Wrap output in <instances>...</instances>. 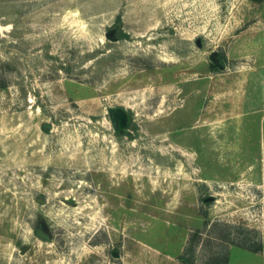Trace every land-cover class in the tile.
<instances>
[{"label":"rangeland","instance_id":"374dc122","mask_svg":"<svg viewBox=\"0 0 264 264\" xmlns=\"http://www.w3.org/2000/svg\"><path fill=\"white\" fill-rule=\"evenodd\" d=\"M182 257L264 264V0H0V264Z\"/></svg>","mask_w":264,"mask_h":264},{"label":"water","instance_id":"95a60500","mask_svg":"<svg viewBox=\"0 0 264 264\" xmlns=\"http://www.w3.org/2000/svg\"><path fill=\"white\" fill-rule=\"evenodd\" d=\"M116 28H112L107 32V37L111 39H119V36H114L113 34L116 32ZM211 58L213 62L217 63L220 67H224V65L221 63L220 58L218 56V52L214 51L211 54ZM109 113L112 118L113 124L115 126V129L118 132H129V126L131 125L130 120V113L127 111L126 108L122 106H110L109 107ZM45 127L50 128L51 124H45ZM214 196L211 195L209 197H206L207 201L213 200ZM36 234L40 236L43 239H46L48 241L52 240V233L47 229V227L44 224H40L36 229Z\"/></svg>","mask_w":264,"mask_h":264},{"label":"trees","instance_id":"16d2710c","mask_svg":"<svg viewBox=\"0 0 264 264\" xmlns=\"http://www.w3.org/2000/svg\"><path fill=\"white\" fill-rule=\"evenodd\" d=\"M122 36H124V34H122ZM220 58V61L222 63L223 59L222 57H219ZM212 68L216 69V68H219V65L215 62L212 63ZM250 248V247H249ZM252 250H257L256 248H250ZM184 261H187L189 264H193L191 260L185 258V257H182Z\"/></svg>","mask_w":264,"mask_h":264},{"label":"flooded vegetation","instance_id":"af4514ba","mask_svg":"<svg viewBox=\"0 0 264 264\" xmlns=\"http://www.w3.org/2000/svg\"><path fill=\"white\" fill-rule=\"evenodd\" d=\"M114 28H116V32L113 34L114 36H119V34H120V28L119 27H114ZM40 224H44V223H40ZM45 226H46V224H44ZM47 227V226H46ZM47 229H48V227H47ZM49 230V229H48Z\"/></svg>","mask_w":264,"mask_h":264}]
</instances>
